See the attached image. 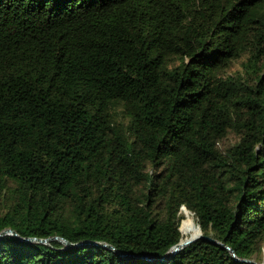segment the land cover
Returning <instances> with one entry per match:
<instances>
[{
    "label": "trees",
    "instance_id": "16d2710c",
    "mask_svg": "<svg viewBox=\"0 0 264 264\" xmlns=\"http://www.w3.org/2000/svg\"><path fill=\"white\" fill-rule=\"evenodd\" d=\"M183 208L235 258L159 260ZM6 229L77 245L4 235L0 264L259 263L264 0H0Z\"/></svg>",
    "mask_w": 264,
    "mask_h": 264
},
{
    "label": "water",
    "instance_id": "95a60500",
    "mask_svg": "<svg viewBox=\"0 0 264 264\" xmlns=\"http://www.w3.org/2000/svg\"><path fill=\"white\" fill-rule=\"evenodd\" d=\"M4 235H11L21 241H35V242H39V243H44V244H47L49 243L51 240H59L65 247H70V246H76L77 244H71L69 243L65 238H61V237H52V238H47V239H39V238H21L17 235V233L11 229H6L4 231H2L0 233V237L1 236H4ZM198 240H201V241H206V242H209V243H212V244H215V245H218V246H221V247H224L226 248L227 250H229V252L231 253V255L235 258V253L233 252V250H231L229 247L223 245L222 243H220L219 241L211 238V237H208V236H201V237H198L196 239H194V242L198 241ZM102 245L103 247L109 249V250H113L115 251V249L110 246V245H107V244H100ZM184 248L181 247V244L179 243H176L174 244L169 250L168 252L163 255L162 257H160L159 260H164V259H170L171 257L175 256L177 253H179L181 250H183ZM124 257H130V258H136V259H139V260H151L152 258L148 255H138V256H133V255H129V254H124ZM240 262H245V263H248V264H264L263 262L262 263H257L255 261H252L250 259H242V260H239Z\"/></svg>",
    "mask_w": 264,
    "mask_h": 264
},
{
    "label": "bare ground",
    "instance_id": "6f19581e",
    "mask_svg": "<svg viewBox=\"0 0 264 264\" xmlns=\"http://www.w3.org/2000/svg\"><path fill=\"white\" fill-rule=\"evenodd\" d=\"M183 213L186 219L183 220L181 226L182 240H180L179 244H181L182 248L186 247L194 239L202 236V233L196 226L194 219L187 215V212L184 211Z\"/></svg>",
    "mask_w": 264,
    "mask_h": 264
},
{
    "label": "rangeland",
    "instance_id": "374dc122",
    "mask_svg": "<svg viewBox=\"0 0 264 264\" xmlns=\"http://www.w3.org/2000/svg\"><path fill=\"white\" fill-rule=\"evenodd\" d=\"M235 68H238V63H235V64H234V68H233V69H235ZM184 211L187 212L185 208L182 209V212H184ZM186 214L189 215L191 218H193L194 221H195V218H194V216H193L192 213H190V212L188 211ZM182 215H183V218L186 219V217L184 216V213H182ZM195 223H196V222H195ZM196 226H197V225H196ZM197 227H198V226H197ZM198 228H199V227H198ZM199 230H200V229H199ZM254 259H256V260L259 259V260H258L259 263H262V262L264 263V249H263V252H262L261 257L258 258V259H257V258H254Z\"/></svg>",
    "mask_w": 264,
    "mask_h": 264
}]
</instances>
